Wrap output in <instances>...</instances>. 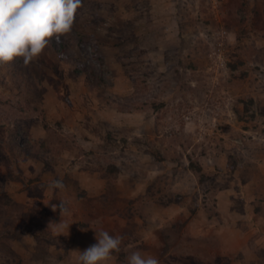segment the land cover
I'll return each instance as SVG.
<instances>
[{"label": "rangeland", "instance_id": "obj_1", "mask_svg": "<svg viewBox=\"0 0 264 264\" xmlns=\"http://www.w3.org/2000/svg\"><path fill=\"white\" fill-rule=\"evenodd\" d=\"M99 230L106 264H264V0H82L0 64V264H79Z\"/></svg>", "mask_w": 264, "mask_h": 264}, {"label": "clouds", "instance_id": "obj_2", "mask_svg": "<svg viewBox=\"0 0 264 264\" xmlns=\"http://www.w3.org/2000/svg\"><path fill=\"white\" fill-rule=\"evenodd\" d=\"M82 0H0V64L22 58L28 65L35 61L50 40L71 32L77 9ZM51 189L65 187L62 178L52 180ZM66 212L63 201L52 206L55 211ZM69 224L64 225L68 229ZM97 243L79 251V264H106L114 252L121 251L123 236L110 235L105 230L95 231ZM128 264H160L154 256H143L132 251Z\"/></svg>", "mask_w": 264, "mask_h": 264}, {"label": "trees", "instance_id": "obj_3", "mask_svg": "<svg viewBox=\"0 0 264 264\" xmlns=\"http://www.w3.org/2000/svg\"><path fill=\"white\" fill-rule=\"evenodd\" d=\"M192 165H193V163H192Z\"/></svg>", "mask_w": 264, "mask_h": 264}]
</instances>
